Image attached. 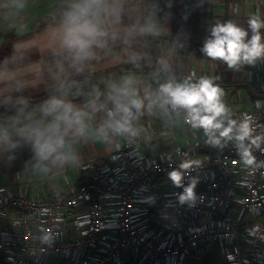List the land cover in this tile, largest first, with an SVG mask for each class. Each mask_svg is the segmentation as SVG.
<instances>
[{"label":"crops","instance_id":"obj_1","mask_svg":"<svg viewBox=\"0 0 264 264\" xmlns=\"http://www.w3.org/2000/svg\"><path fill=\"white\" fill-rule=\"evenodd\" d=\"M79 2L0 0V72L13 74L0 82V126L8 128L10 137L0 142V186L50 198L84 182L83 164L106 161L127 142L153 159L184 148L191 136L184 114L157 99L165 83L211 76L224 89L229 115L250 112L256 100H264V58L228 69L201 52L216 23L232 20L247 29L250 15L264 20V0H106L118 17L101 13L107 32L100 38L103 44L93 45L92 56L76 62L62 46L61 36L66 13ZM261 34L264 42V29ZM115 70L123 72L112 75L109 84L102 82L104 78L93 79ZM125 81H131L127 87L135 92L132 98L142 100L144 107L131 109V132L116 133L107 125L123 114L108 115L117 95L112 85L122 88ZM53 97L83 112L85 125L83 134L75 125L66 131L61 125L60 152L67 159L55 162L39 159L32 141L18 134L21 127L43 128L53 120L41 111ZM120 99L128 104L130 98ZM209 151L206 147L198 152Z\"/></svg>","mask_w":264,"mask_h":264},{"label":"built area","instance_id":"obj_2","mask_svg":"<svg viewBox=\"0 0 264 264\" xmlns=\"http://www.w3.org/2000/svg\"><path fill=\"white\" fill-rule=\"evenodd\" d=\"M228 117L264 137V100ZM185 125L184 148L153 159L127 142L50 198L0 186V264H192L210 250L224 264H264V138L245 164L235 140L214 146ZM182 163L177 187L169 173ZM189 185L194 198L181 202Z\"/></svg>","mask_w":264,"mask_h":264},{"label":"clouds","instance_id":"obj_3","mask_svg":"<svg viewBox=\"0 0 264 264\" xmlns=\"http://www.w3.org/2000/svg\"><path fill=\"white\" fill-rule=\"evenodd\" d=\"M101 13L105 15H117V9L110 7L106 0H81L74 3L72 9L66 13L62 28L61 44L73 56L74 61H83L92 56L90 51L93 45L101 46L100 39L107 35L102 27ZM248 28L245 29L232 20L218 22L212 26L210 36L202 45L201 52L211 61H220L228 69H237L240 65H254L258 59L264 58V42H262L261 29H264V20L252 14L247 20ZM249 30L251 36L249 37ZM13 74L0 72V82L11 79ZM131 81H125V86L117 88L112 85L117 93L114 100V111L109 112L110 118L116 114H123L120 119L112 120L108 127L116 133L131 132L129 118L132 117V108L140 111L143 101L135 96L134 91H129L127 85ZM129 97V103H121L120 96ZM224 89L215 82L211 76H201L196 82L186 79L178 83H165L159 89L158 100L163 104H170L173 109H183L184 121L193 129H202L208 142L214 146L221 145V139L225 141L235 140L240 150V155L245 164H252L254 157L250 153V147L259 148L261 136L253 137V128L250 119L245 117L239 123L228 117L229 109L223 102ZM130 104V106H129ZM151 106V105H150ZM42 113L53 116V120L45 127L24 126L18 129V134L27 136L33 143L35 154L41 160L63 161L67 159L60 149L64 147V132L61 125L67 128L76 126L79 134H83L85 125L84 113L74 109L70 103H65L58 98H51L44 102ZM218 134V135H217ZM10 139L7 127L0 126V142ZM245 140H249L245 146ZM235 163V162H234ZM187 167L182 163L178 169L169 173V179L177 186H181V169ZM193 185L185 188L180 196L181 202L192 200L194 194ZM27 239V237H25Z\"/></svg>","mask_w":264,"mask_h":264},{"label":"rangeland","instance_id":"obj_4","mask_svg":"<svg viewBox=\"0 0 264 264\" xmlns=\"http://www.w3.org/2000/svg\"><path fill=\"white\" fill-rule=\"evenodd\" d=\"M192 264H224V262L216 251L210 250L208 253L198 257L196 262Z\"/></svg>","mask_w":264,"mask_h":264},{"label":"trees","instance_id":"obj_5","mask_svg":"<svg viewBox=\"0 0 264 264\" xmlns=\"http://www.w3.org/2000/svg\"><path fill=\"white\" fill-rule=\"evenodd\" d=\"M123 72V70H115V71H112V72H108V73H106V74H104V75H99V76H95L93 79H95V78H104L105 80H103L102 82L105 84H109V83H111V82H113V80H112V75L113 76H115V75H118V74H120V73H122ZM45 95H42V96H40V97H38L37 99H41V98H43ZM36 99V100H37Z\"/></svg>","mask_w":264,"mask_h":264},{"label":"water","instance_id":"obj_6","mask_svg":"<svg viewBox=\"0 0 264 264\" xmlns=\"http://www.w3.org/2000/svg\"><path fill=\"white\" fill-rule=\"evenodd\" d=\"M92 89V88H91ZM94 89H97V88H94Z\"/></svg>","mask_w":264,"mask_h":264}]
</instances>
